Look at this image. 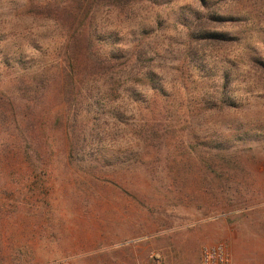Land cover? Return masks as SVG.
<instances>
[{
  "label": "rangeland",
  "instance_id": "obj_1",
  "mask_svg": "<svg viewBox=\"0 0 264 264\" xmlns=\"http://www.w3.org/2000/svg\"><path fill=\"white\" fill-rule=\"evenodd\" d=\"M66 1L0 0V264H199L208 235L233 264H264V0L94 2L98 53L140 59L117 95L84 105L79 138L52 123L40 151L25 121L62 107ZM202 26L226 40L200 41Z\"/></svg>",
  "mask_w": 264,
  "mask_h": 264
},
{
  "label": "trees",
  "instance_id": "obj_2",
  "mask_svg": "<svg viewBox=\"0 0 264 264\" xmlns=\"http://www.w3.org/2000/svg\"><path fill=\"white\" fill-rule=\"evenodd\" d=\"M31 1L35 13L50 11V0ZM96 1L101 0H67L61 6L55 7V14H58L56 20L68 27L70 38L65 45L66 61L64 64H62L63 62L58 63V69H56V73L59 72V78L56 83L57 87H55L58 90L56 89L55 93L57 100L62 104L60 112L52 118L50 108H42L25 121V140L40 151L46 146L51 147L48 130L52 123L63 128V137L79 138L84 132V126L81 123L85 120L80 115L87 116L89 114V110L84 105H94L99 99H108L112 95H117L121 86V77L124 71L129 69V61L137 62V59H140L133 49L121 50L120 54L114 55L104 51L99 54V49L94 48L90 13L92 5ZM216 19L218 20V18ZM204 27L202 26V30H200V41L216 44L226 40L221 34L206 33L203 30ZM192 54L196 59H199L197 48ZM44 68L38 69L35 76L45 75ZM92 76L101 78L104 83L100 86H93ZM45 82L46 79L42 77L38 83L33 85L36 88L39 86L38 84L43 85ZM102 90L104 91L102 92ZM78 121L80 124L77 125ZM73 148L72 142L68 149L73 150ZM219 162L223 164L229 161L223 157L219 159ZM219 169L222 175L228 172ZM216 174L222 177L221 174Z\"/></svg>",
  "mask_w": 264,
  "mask_h": 264
},
{
  "label": "built area",
  "instance_id": "obj_3",
  "mask_svg": "<svg viewBox=\"0 0 264 264\" xmlns=\"http://www.w3.org/2000/svg\"><path fill=\"white\" fill-rule=\"evenodd\" d=\"M154 264H163L158 253H152ZM45 264H71L69 259L54 260ZM200 264H233L230 251L224 242L212 246H204L201 250Z\"/></svg>",
  "mask_w": 264,
  "mask_h": 264
},
{
  "label": "crops",
  "instance_id": "obj_4",
  "mask_svg": "<svg viewBox=\"0 0 264 264\" xmlns=\"http://www.w3.org/2000/svg\"><path fill=\"white\" fill-rule=\"evenodd\" d=\"M224 236L230 239V245H231L230 250H231V253L233 254L235 262H236L237 258L239 257V254H240V251L238 249V248H240L239 244L234 237H231L228 234H224ZM204 241H205V243H207L208 246H212L215 243H217V238L214 237L213 235H211V237H209V235H208V237L206 239H204ZM253 244L257 248V242L254 241ZM135 264H138V263L136 262ZM199 264H200V262H199ZM236 264H237V262H236Z\"/></svg>",
  "mask_w": 264,
  "mask_h": 264
}]
</instances>
